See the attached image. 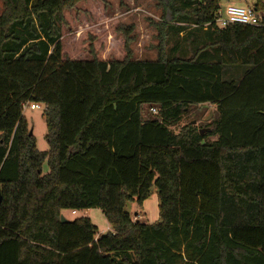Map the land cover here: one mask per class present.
I'll use <instances>...</instances> for the list:
<instances>
[{"label": "trees", "instance_id": "1", "mask_svg": "<svg viewBox=\"0 0 264 264\" xmlns=\"http://www.w3.org/2000/svg\"><path fill=\"white\" fill-rule=\"evenodd\" d=\"M79 1L2 0L0 264H264V26L219 27L220 0H155V58L71 59ZM27 103L44 107L47 151ZM152 189L157 220L133 219L126 203ZM91 208L112 231L60 220Z\"/></svg>", "mask_w": 264, "mask_h": 264}, {"label": "rangeland", "instance_id": "2", "mask_svg": "<svg viewBox=\"0 0 264 264\" xmlns=\"http://www.w3.org/2000/svg\"><path fill=\"white\" fill-rule=\"evenodd\" d=\"M254 2L255 0H220L219 4L220 7L226 5L247 7L252 6ZM2 7L0 0V11ZM158 17L159 9L155 6V0H80L72 8L64 11L65 23L61 30L62 55L71 59H89L92 54L102 60L121 59L127 45L134 58L153 59L156 57L157 38L151 22L157 21ZM129 26L132 30L126 35L122 29ZM171 45L172 43H169V47ZM179 45L182 51H188L189 48L183 41H179ZM29 105V103L24 105L22 114L36 140L37 149L47 151L44 107L38 105L37 108L31 109ZM212 110L213 107L210 105H200L195 109L196 117L199 121L209 119L213 115ZM194 113L183 116L174 130L188 120L195 123ZM42 171L43 173L48 171L46 161ZM152 192L143 207L135 202L126 203L125 208L132 214L133 219L145 222L157 220V197L154 189ZM61 215L68 219L88 217L96 226L97 234L112 231L107 219L98 208L76 211L75 214L63 210ZM154 218L156 219L153 220Z\"/></svg>", "mask_w": 264, "mask_h": 264}, {"label": "built area", "instance_id": "3", "mask_svg": "<svg viewBox=\"0 0 264 264\" xmlns=\"http://www.w3.org/2000/svg\"><path fill=\"white\" fill-rule=\"evenodd\" d=\"M215 23L219 27H225L228 24L264 26V11L256 10L253 6L226 5L225 7H220L217 11ZM38 105L30 104L29 107L35 109Z\"/></svg>", "mask_w": 264, "mask_h": 264}, {"label": "water", "instance_id": "4", "mask_svg": "<svg viewBox=\"0 0 264 264\" xmlns=\"http://www.w3.org/2000/svg\"><path fill=\"white\" fill-rule=\"evenodd\" d=\"M29 134H32V131L29 129ZM1 199H2V196H1V193H0V202H1ZM60 220L61 221H67V219L65 217H63V215L60 216Z\"/></svg>", "mask_w": 264, "mask_h": 264}, {"label": "crops", "instance_id": "5", "mask_svg": "<svg viewBox=\"0 0 264 264\" xmlns=\"http://www.w3.org/2000/svg\"><path fill=\"white\" fill-rule=\"evenodd\" d=\"M145 201H146V200H145ZM145 201H144V202H145ZM144 202L142 203V207H143ZM155 219H156V218H154L153 220H155ZM151 222H152V221H151Z\"/></svg>", "mask_w": 264, "mask_h": 264}]
</instances>
